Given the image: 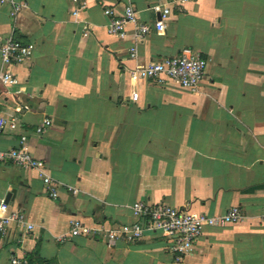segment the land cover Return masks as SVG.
I'll return each mask as SVG.
<instances>
[{
	"label": "crops",
	"instance_id": "obj_1",
	"mask_svg": "<svg viewBox=\"0 0 264 264\" xmlns=\"http://www.w3.org/2000/svg\"><path fill=\"white\" fill-rule=\"evenodd\" d=\"M26 1L16 18L0 4V35L34 46L12 69L17 84L0 85V114L20 125L1 135L0 151L26 136L59 198L37 171L0 162V204L11 195L10 210L26 221L0 241V264H264V0ZM128 3L143 22L160 18L154 7L170 8L166 30L137 41L129 24L126 38L110 35L104 9ZM184 49L208 60L196 91L132 81L138 62ZM45 119L52 126L38 136ZM138 201L210 216L239 206L244 217L207 227L177 263L157 235L108 240L107 230L136 221ZM73 221L91 235L71 236Z\"/></svg>",
	"mask_w": 264,
	"mask_h": 264
},
{
	"label": "built area",
	"instance_id": "obj_2",
	"mask_svg": "<svg viewBox=\"0 0 264 264\" xmlns=\"http://www.w3.org/2000/svg\"><path fill=\"white\" fill-rule=\"evenodd\" d=\"M75 3L78 0H73ZM169 2V0H167ZM1 5L11 7L10 15L16 18L22 9L27 7L26 0H0ZM163 7V8H162ZM83 8V7H82ZM78 8L73 14L78 15ZM154 10L160 14L155 22H143L137 17L134 7L128 3L122 13H116L113 8H105L104 13L109 18L108 33L124 39L128 36L127 25H133V35L137 41H143L152 32L163 33L166 30L165 22L171 14V9L165 6H156ZM85 36L87 33L84 34ZM32 44H23L15 39L14 35H0V85L13 87L17 79L12 69L29 60L33 54ZM131 59L137 61L138 53L131 49ZM208 60L200 53L191 49H184L179 55L166 57L148 63L138 62L131 70V79L140 81H167L176 82L181 88L196 91L206 76ZM139 94L133 92L132 101H138ZM52 121L45 119L36 128L35 133L43 136L51 128ZM20 125L16 117H6L0 114V137L9 129L17 131ZM27 137L23 136L20 145L7 151H0V162H11L21 168L37 171L47 187L50 197L59 198L58 183L49 174L46 162L35 158L26 146ZM136 219L134 223L123 224L117 228L107 230L110 243L117 240L135 243L148 235H157L167 243L169 253L175 262L183 261L191 255L195 245L203 236L207 227H225L238 224L243 220V211L239 206L232 207L224 215L210 216L205 213H196L186 208H178L167 203L148 204L138 201L132 206ZM12 224L20 227L26 225L21 211L10 210L5 201L0 204V241L7 236ZM28 230L33 228L27 225ZM92 229L80 221L71 223V236H89ZM11 264H30L25 258L13 257Z\"/></svg>",
	"mask_w": 264,
	"mask_h": 264
},
{
	"label": "water",
	"instance_id": "obj_3",
	"mask_svg": "<svg viewBox=\"0 0 264 264\" xmlns=\"http://www.w3.org/2000/svg\"><path fill=\"white\" fill-rule=\"evenodd\" d=\"M11 195H8V197L5 200V203L9 204V199H10Z\"/></svg>",
	"mask_w": 264,
	"mask_h": 264
}]
</instances>
